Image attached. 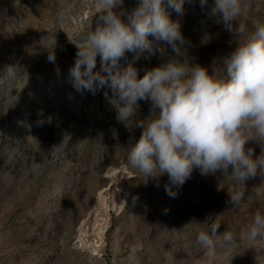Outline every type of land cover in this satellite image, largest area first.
I'll use <instances>...</instances> for the list:
<instances>
[{"label":"rangeland","instance_id":"1","mask_svg":"<svg viewBox=\"0 0 264 264\" xmlns=\"http://www.w3.org/2000/svg\"><path fill=\"white\" fill-rule=\"evenodd\" d=\"M60 2L0 0V264H264V240L247 238L255 214H264V177L238 187L221 172L194 169L182 187L172 186L175 198L165 190L167 174L145 182L127 161L142 129L117 121L110 87L77 92L69 79L76 43L102 15L97 0H75L65 16ZM167 11L187 41L181 61L222 75L236 36L200 0H184L182 15ZM257 18L264 0H248L237 24L250 29ZM164 47L165 55L135 62L141 77L175 55ZM126 55L125 65L133 53ZM138 103L137 118H147L150 102ZM247 146L260 154L254 141ZM213 225L220 236L208 255L196 237Z\"/></svg>","mask_w":264,"mask_h":264},{"label":"clouds","instance_id":"2","mask_svg":"<svg viewBox=\"0 0 264 264\" xmlns=\"http://www.w3.org/2000/svg\"><path fill=\"white\" fill-rule=\"evenodd\" d=\"M74 4L75 0H61L60 15L70 13ZM183 4L184 0H139L129 11L124 0H97L102 15L95 30L76 43L75 62L69 69L77 92L95 94L105 85L113 90L118 99L110 102L117 121L129 125L135 120V127L142 129L139 141L128 150V164L145 182L167 174L165 190L172 198L176 196L172 186L182 187L194 169L201 175L221 172L238 187L264 177V19H254L249 29L237 24L248 0H212L210 5L200 0L201 8L210 9L208 15L239 41L224 57L223 74L210 75L206 67L180 59L187 41L179 21H173L167 9L182 15ZM164 45L175 55L141 77L135 62L165 55ZM127 53L133 57L125 65L121 61ZM98 55L101 66L96 71ZM49 61L54 63L55 56L50 54ZM140 100L151 104L145 119L137 118ZM250 141L259 145L258 156L247 146ZM242 198L239 191L230 195L236 205ZM218 227L197 234V245L208 255L214 253ZM222 236L225 242L232 240L228 231ZM247 238L264 240V214H255Z\"/></svg>","mask_w":264,"mask_h":264}]
</instances>
